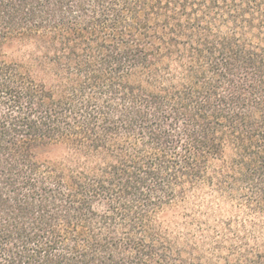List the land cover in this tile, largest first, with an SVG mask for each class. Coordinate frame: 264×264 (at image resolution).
Segmentation results:
<instances>
[{"label":"trees","instance_id":"trees-1","mask_svg":"<svg viewBox=\"0 0 264 264\" xmlns=\"http://www.w3.org/2000/svg\"><path fill=\"white\" fill-rule=\"evenodd\" d=\"M0 264H264V0H0Z\"/></svg>","mask_w":264,"mask_h":264}]
</instances>
